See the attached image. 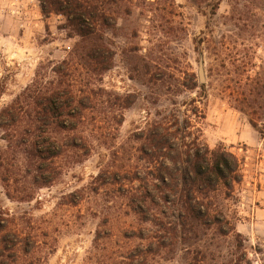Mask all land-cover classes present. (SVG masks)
<instances>
[{"label": "rangeland", "instance_id": "obj_1", "mask_svg": "<svg viewBox=\"0 0 264 264\" xmlns=\"http://www.w3.org/2000/svg\"><path fill=\"white\" fill-rule=\"evenodd\" d=\"M102 10L103 70L64 15L0 0V264H264V0ZM166 119L241 180L183 207L142 149Z\"/></svg>", "mask_w": 264, "mask_h": 264}, {"label": "trees", "instance_id": "obj_2", "mask_svg": "<svg viewBox=\"0 0 264 264\" xmlns=\"http://www.w3.org/2000/svg\"><path fill=\"white\" fill-rule=\"evenodd\" d=\"M40 3L45 14L64 15L81 37L84 43L81 51L85 52L86 58L95 61L102 70L107 68L105 47L97 30L99 22L105 16L102 10L103 0H40ZM63 95L59 90L48 94L45 97L44 111L59 117L63 108L76 109H71L76 102L71 96L66 102L60 101ZM175 126L170 119L154 124L145 133V146L142 149L153 159L166 160L168 164L163 161L160 163L157 178L167 190L180 192L183 207L194 210L198 205L204 204L198 201L200 196L207 198L220 184L230 188L234 182L241 180L240 162L225 149H210L196 141L179 144L177 132L172 130ZM179 184L180 190L177 188ZM192 200L198 201L196 207L190 203Z\"/></svg>", "mask_w": 264, "mask_h": 264}, {"label": "water", "instance_id": "obj_3", "mask_svg": "<svg viewBox=\"0 0 264 264\" xmlns=\"http://www.w3.org/2000/svg\"><path fill=\"white\" fill-rule=\"evenodd\" d=\"M199 74H200V79L204 81L205 79V61L203 58H201L199 62Z\"/></svg>", "mask_w": 264, "mask_h": 264}]
</instances>
